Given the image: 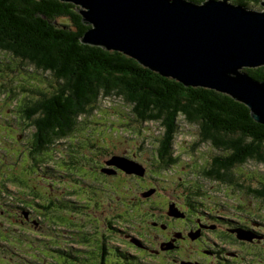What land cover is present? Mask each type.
<instances>
[{"label": "trees", "instance_id": "obj_1", "mask_svg": "<svg viewBox=\"0 0 264 264\" xmlns=\"http://www.w3.org/2000/svg\"><path fill=\"white\" fill-rule=\"evenodd\" d=\"M190 1L202 3L205 0ZM232 1L253 10H259L254 7L262 5V0ZM83 22L77 6L70 2L0 0V51L10 55L15 64L19 61L22 71L29 66L41 81L38 83L40 87L27 91L31 96L28 99L16 97L18 112L13 113L15 120L8 119L25 126V142L31 147L30 151L19 154V149L13 145L16 124L6 129L0 124V148L8 143L9 148L5 149H14L18 161L28 159L29 168L33 169L28 179L24 175L18 176L16 169L19 163L12 175L6 174L7 178L0 180V200L9 197L24 206H18L20 210L28 209L30 216L25 220V227L18 223L14 228L25 235L28 232L30 235L27 234L26 238H41L26 252L23 251V255L29 256L26 258L29 261L20 259L9 263L0 259V264L3 261L8 264H144L140 256L121 251L113 245V239L119 238V232L125 234L128 231L121 230L118 223L134 224V220L140 219V214L132 212L131 204H125L122 195H116L120 191L118 184L128 176L141 186H149L150 193H153L159 182L156 178L149 180L146 174L159 179L161 173L171 172L170 169L180 163L182 155L176 154L174 145L181 121L197 127L198 139L192 148L207 144L214 150L209 165L200 166L202 170L196 175L197 179L202 177L221 185L246 188L253 199L264 204V180L258 179L256 185L250 186L239 181L243 173L238 176L234 173L237 167L244 168L251 162L264 165V124L252 118L251 109L215 89L185 86L144 67L122 52L83 44L81 38L91 28ZM244 71L254 79L264 81V65L245 68ZM114 96L120 97L131 112L130 119L118 116L117 127L123 126L130 133L144 132L141 128L149 124H158L162 128L160 135H154V162L149 171L144 170L147 172L144 175L130 173L117 165L106 169L104 164L109 165V161L115 158L134 161L113 153L111 159L103 160L100 169H92V160L93 165L96 163L92 154L97 153L92 148L110 151L106 145L98 147L100 140L95 135H104L100 132L102 127L95 128L92 119L96 113H103L99 109V101ZM81 130L85 131L84 137L78 138ZM151 134V131H146V136ZM146 136L144 140L148 141ZM68 139L74 141L62 143ZM53 162L60 165H53ZM1 169L0 165V174H3ZM48 174L50 185L42 183L47 181L44 177ZM109 174L117 175L115 178L123 177L105 182L103 179L109 180ZM34 176L43 178L37 184L42 183V188L35 187ZM196 182L179 193V205L193 213L204 209L213 213L208 189L199 185V180ZM11 185L17 186L18 191L15 192ZM57 188L68 190L69 196L59 199V194L54 191ZM174 193L177 196L175 190ZM107 196L116 204L126 205L125 212L111 213L105 220H97L93 216L94 210L102 209L101 202ZM258 218L264 224L262 214ZM43 219L48 224L43 223L44 226L39 225L35 229ZM101 223L106 226L105 232L99 229L103 224L99 227L94 225ZM91 224L94 231L87 229ZM31 225L34 231L28 229ZM133 231L139 239L132 243L127 238L129 233L125 234L126 245L144 252L140 247L144 241H149L146 229L133 226ZM245 231L243 227L232 229L237 238ZM247 234L249 241L256 238V234ZM7 238L11 235L0 228V241L8 242ZM13 245V248L19 247ZM10 251V254H16Z\"/></svg>", "mask_w": 264, "mask_h": 264}, {"label": "rangeland", "instance_id": "obj_2", "mask_svg": "<svg viewBox=\"0 0 264 264\" xmlns=\"http://www.w3.org/2000/svg\"><path fill=\"white\" fill-rule=\"evenodd\" d=\"M254 8L264 10V6L262 5H258ZM18 62L19 61H16L15 64L10 55L6 54L3 51H0V124L3 125L5 129L6 127L12 128V126H15L16 124V122L14 124L8 120L10 118L15 120L13 113L18 112L16 111V109L19 108V106L17 105L19 102L16 97L18 96V99L20 100L28 99L31 96L27 91L29 89L40 87L38 83H41V81L37 80V77L39 75H36L35 72H31L32 69L28 68L29 66H26V68H24L22 71V68H19L20 64H18ZM16 69H19L21 71H17ZM9 92L13 94L9 95ZM98 106L99 109L103 111V113H96L94 115L95 118L93 117L92 121L94 122L95 128L102 127L100 129V132L104 136H98L96 133L95 138L100 140V145L98 147L106 145L110 151L101 152V150L92 148L93 151L97 152L96 154H92L96 158V161H94L96 162L95 165L92 164L93 160L91 162L92 169H100V164L103 163V160L111 159L112 156L110 155H112L111 153H113V155L116 154L122 157H129L130 159L134 160L132 162H137L145 171H149L152 168V164L154 162V135H160V131H162V128L159 127L158 124H149L145 125L144 128H141L144 132L136 133L137 131H135L134 133H130L129 129L124 128L123 126L117 127L119 123L118 120L120 118L118 117L119 115L128 119L131 118V112L128 106H126L123 100L118 96H114L111 98H102L99 101ZM24 127L25 126L21 123L16 124V126L14 127L15 132L13 133V141H15L13 142V145H15L19 149V154L21 153L22 155L26 153V151H30L29 148H31L25 142L27 137L25 136L26 132L23 131ZM28 131L29 130H27V133ZM146 131H151V136H146ZM84 133L85 131L81 130L79 132L78 138L84 137ZM197 133V127L187 125L181 121L180 130L176 136L174 145L176 154L182 155L180 163H178L174 168L170 169L171 172L167 171L165 173H161V175H159V179L151 174H146L148 175L146 177L149 180H153V178H156L158 180L160 194L157 193L153 197L151 195L148 197H145V195L142 196L143 192H150L149 186H141V184L137 183L134 178H128V176L125 180L122 179L123 176L120 177L122 179V183L118 184L120 191L116 195H122L121 199L124 200L123 202L127 205L131 204L130 206L133 208L132 212L135 211L136 214H140V219L134 220V224L126 223V225L122 222L121 224L118 223L119 226L117 225L121 230H128L125 234L129 233L127 237H132V242H135V239H139V236L136 235L133 231V226H140L143 229H146V231H151L154 214L159 211L163 214L161 220H164L163 222L168 221V218H166V216L164 215L167 210L166 205H162L164 201L172 200L174 202H177L179 193H181L184 188L188 189L189 186L197 184V180H199V185H205V187L208 189L210 195V197L208 195L209 201H213V203H211V206H213L212 210L214 211V214L223 213L226 215H230L232 217V220H237L239 219L238 217L242 215L243 217L254 216V218H252V222L258 223H260L258 218L260 214H262V217H264V204L253 199L252 196L246 192V188H236L234 185H221L218 182L216 183L213 180L208 181L202 177L201 179H197L196 175H198V172L201 173L202 170L200 166L207 167L214 152V150H212L211 147H209L207 144H202L196 149L192 148L193 146H195V142L198 139L196 136ZM144 136L148 138V141L144 140ZM99 137H101V139ZM0 139L2 138L0 137ZM70 140L72 139L63 140L62 143L67 144L70 142ZM6 147L9 148L8 143L4 145V148H0V154H2L0 156H3L0 160V165L2 168L1 170H3V174H0V180H2L4 177L7 178L6 174L12 175L13 170L18 163L19 167H17L16 169L18 176L23 177L24 175L26 179H28V177L31 178L33 169L31 167L29 168L30 162H28V159L24 158L23 162H19L18 155L16 154V152H14V149L8 151L5 149ZM60 147L64 148L63 146ZM27 153L29 154V152ZM25 157H27V155ZM55 164L57 166L60 165L58 162H53V165ZM104 167L106 169L113 167L115 168V166L111 164H104ZM195 167H199V169L197 170L195 169ZM136 169L138 171L142 170L139 167H136ZM131 173L135 172L132 171ZM234 173L237 176L239 175V173H243V176L239 178L240 182H243L246 185L249 184L250 186L256 185L258 179L264 180V165H257L255 162H251L248 163L247 166H244V168L237 167L236 169H234ZM193 174H195V176ZM116 176L117 175L113 176V174H109V180L103 179V177H101V179H103L105 182H109L110 180L114 179L117 181L120 178H115ZM49 177V174L44 177V179L47 181L42 183L50 185L51 182H49ZM34 179V181L36 182L34 184L36 185L35 187L42 188V183L38 186L37 184L41 180H43V178L34 176ZM27 183L28 185H30L29 181H27ZM124 183L126 185H124ZM11 187L15 192L18 191L17 186L11 185ZM174 190L177 196L175 195ZM54 191L59 194V199H63V197L69 196L68 190L66 189L63 190L61 188H57L54 189ZM48 194L51 195V192L49 191ZM165 196L169 197L170 200L166 199ZM109 197L110 196L103 198V202H101V205H103L102 209L94 210L93 216H95L97 220H105V218L111 213L124 214L126 205L124 207L121 204H116L114 203V201L109 200L111 199ZM140 199H145L146 201H141ZM18 206L24 207L20 204V202L9 197L0 200V228L4 230V232H8L11 235V238H7L8 242L0 241V259L9 263L17 261L19 262L20 259L27 261L28 259L26 258H28L29 256L23 255L22 253L26 252L30 245L36 244L38 242V239L41 238L40 237L36 240H34L32 237L26 238V235L29 234L27 231V234L25 235L24 233L20 232L19 229L17 230L16 228H14V225H17L18 223H21V225L25 227V220L30 216V211L28 209L26 211L22 209L20 210ZM240 207L244 208L241 209ZM177 209L180 211L178 207ZM34 217L35 219L37 218L36 215H34ZM252 222H249V225L252 224ZM27 223H29V221H27ZM43 223H45L44 219L41 220L40 223L35 225V229L38 228L39 225L44 226ZM102 224L103 223H101L100 225H94L99 227ZM177 225L179 227H182L179 224ZM251 227H253L254 230L257 231L259 230L260 225L255 224ZM28 229L34 231L32 225L29 226ZM87 229L91 231L95 230L92 227V224ZM99 229H102L105 232L106 226L103 224V226ZM247 233L248 232H245L246 235L241 233V235H245V237H248ZM125 234L119 232V238L113 239V245L118 246L121 251H128L132 255L136 254L140 256L141 261H143L144 264H176L173 260V258H176V254H165V256L169 257L168 259H166L165 256L152 257L145 250L144 252H141L136 248L128 247L126 245L127 241L124 239ZM9 243H11V246L8 247L7 245H9ZM13 244H16V246L22 248V251H20L19 247L13 248ZM191 244L193 245V247L197 248L196 244ZM10 249L13 252L15 251L16 254H10ZM189 250H192V248H190ZM189 253L191 252H183L185 257H187ZM4 261L2 262V264H8ZM187 262L191 261L187 260ZM192 262L196 263L194 261ZM179 263L182 264V262Z\"/></svg>", "mask_w": 264, "mask_h": 264}, {"label": "water", "instance_id": "obj_3", "mask_svg": "<svg viewBox=\"0 0 264 264\" xmlns=\"http://www.w3.org/2000/svg\"><path fill=\"white\" fill-rule=\"evenodd\" d=\"M61 1L75 4L83 23L91 26L83 44L122 52L185 86L226 93L264 124V81L244 71L264 65V10L232 0ZM108 164L144 175L142 166L127 158ZM169 214L182 216L173 208Z\"/></svg>", "mask_w": 264, "mask_h": 264}, {"label": "flooded vegetation", "instance_id": "obj_4", "mask_svg": "<svg viewBox=\"0 0 264 264\" xmlns=\"http://www.w3.org/2000/svg\"><path fill=\"white\" fill-rule=\"evenodd\" d=\"M157 193L160 194L159 187L154 189L153 193L143 192L142 194L145 197L150 195L153 197ZM173 202L172 200L164 201L162 204L166 205L167 210L164 215L168 221L161 220L162 212L154 214L151 231L147 230L149 241H144L140 249L153 257L176 254V258H173L176 264L187 262V260L198 264H264V224L252 222V216L250 218L242 215L238 217L239 219L232 220V217H225L223 213L214 214L206 209L193 213L179 203ZM171 208L176 210L177 214L182 213V216L170 215ZM249 222H252L251 226L259 224V230H254ZM242 227L247 230L245 232L256 234V238L250 241L247 238H237L232 229ZM127 238L132 242V237ZM191 243L196 244L197 248ZM190 248L192 250H189ZM184 251L191 253L185 257ZM165 258L169 257L165 256Z\"/></svg>", "mask_w": 264, "mask_h": 264}]
</instances>
